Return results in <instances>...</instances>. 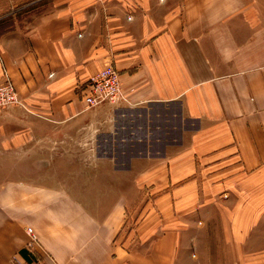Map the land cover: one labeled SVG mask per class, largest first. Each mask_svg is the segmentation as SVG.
<instances>
[{
  "label": "crops",
  "instance_id": "crops-1",
  "mask_svg": "<svg viewBox=\"0 0 264 264\" xmlns=\"http://www.w3.org/2000/svg\"><path fill=\"white\" fill-rule=\"evenodd\" d=\"M34 1L0 0V264H264V0Z\"/></svg>",
  "mask_w": 264,
  "mask_h": 264
},
{
  "label": "built area",
  "instance_id": "built-area-1",
  "mask_svg": "<svg viewBox=\"0 0 264 264\" xmlns=\"http://www.w3.org/2000/svg\"><path fill=\"white\" fill-rule=\"evenodd\" d=\"M84 101L88 108L98 107L106 103L119 105L127 101L119 73L112 63H108L100 72L89 79ZM16 104H22V102L9 75L5 73L3 81L0 83V109L10 108ZM26 230L30 236L29 246L33 247L38 242V236L33 227L29 226Z\"/></svg>",
  "mask_w": 264,
  "mask_h": 264
},
{
  "label": "rangeland",
  "instance_id": "rangeland-1",
  "mask_svg": "<svg viewBox=\"0 0 264 264\" xmlns=\"http://www.w3.org/2000/svg\"><path fill=\"white\" fill-rule=\"evenodd\" d=\"M21 4H22V3H17V7H20ZM22 6H23V7H22L21 9H24V7L27 6V5H26V3H23ZM28 7H30V6H28ZM26 8H27V7H26ZM25 10H26V9H25ZM151 111H153V108L151 109ZM219 229H220V228H219ZM223 230H224V229L221 227V231H220V232L223 233ZM220 239H221V240H224V238H220ZM214 242H215V241H211V242H209V240H208L207 238H205L204 241H203V243L199 244V247H200L201 250H204V251H209V250H213V249H215V250H223L224 247H226L227 249H229V248L231 247L230 250H235V251L237 250V249L235 248V245H234V244H230V243L225 244V243H222V244H218V246L215 247V246H213ZM236 246L238 247L239 244H236ZM193 250H195V248H194Z\"/></svg>",
  "mask_w": 264,
  "mask_h": 264
}]
</instances>
